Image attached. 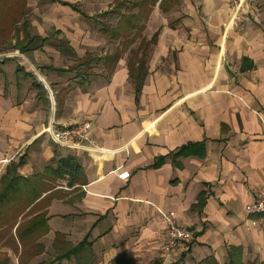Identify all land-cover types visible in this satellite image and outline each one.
Listing matches in <instances>:
<instances>
[{
    "label": "crops",
    "instance_id": "1",
    "mask_svg": "<svg viewBox=\"0 0 264 264\" xmlns=\"http://www.w3.org/2000/svg\"><path fill=\"white\" fill-rule=\"evenodd\" d=\"M157 5L151 23L158 13L185 16L190 32L166 27L141 33L149 41L156 35L145 62V49L133 44L126 51L117 44L99 57L97 71L94 52L63 37L75 62L51 67L37 51H47L49 40L42 38L41 49L24 53L32 72L15 71L29 80L39 107L31 112L13 107L4 98L8 81L4 89L0 83V161L11 160L0 174L17 166L26 184L42 187L36 201L21 210L12 237L18 243L17 230H24L23 241L35 239L45 252L9 255L10 264H199L209 257L227 264L230 248H241V263H264L263 230L249 227L244 213L264 191V0L245 6L244 31L225 39L227 0ZM133 52L142 62L131 61ZM14 56L0 54V78ZM91 58L94 62L80 66ZM71 73L78 84L55 90L56 81ZM35 83L44 86L48 103L38 97ZM84 124L101 152L61 149L44 132L49 125ZM189 144L201 147L177 157ZM68 156L82 168L72 187L47 173ZM118 168L130 172L129 181L117 178ZM52 179L59 184L49 190ZM202 192L204 207L192 211ZM159 211L175 213L177 225L193 231L188 251L163 258L167 226Z\"/></svg>",
    "mask_w": 264,
    "mask_h": 264
},
{
    "label": "rangeland",
    "instance_id": "2",
    "mask_svg": "<svg viewBox=\"0 0 264 264\" xmlns=\"http://www.w3.org/2000/svg\"><path fill=\"white\" fill-rule=\"evenodd\" d=\"M71 5L76 6L80 14L72 11L70 8L61 6L59 4L51 3L50 0H0V54L15 55L13 65L9 68H4L0 83L4 89V81H8V89L5 94V99L12 100L13 107L20 110L26 109L31 112L34 107L37 108L35 102L32 100V90L29 88V80L23 74H16L17 69L24 71H31L30 62H27V57L24 53H20L18 45H24L29 50L41 49L40 40L48 38L49 43L46 46L47 51L37 50L40 54V59H47L51 67L56 68H70L74 61V57L67 50L69 49L62 38H68L73 47L90 48L94 54L97 71L99 70L100 60L99 57L104 56L106 52H110L113 47L120 44L122 49L126 51L135 44V47L148 50L151 48L148 39L142 37L141 33L153 35L157 30L169 28L171 30H178L190 32L189 27H185L183 22L185 16L175 19L171 16H156V22L151 23V14L153 6L163 0H62ZM173 0H165V2ZM157 5V7H158ZM156 7V6H155ZM108 12L107 16H101ZM128 15H140V20L137 24V35L129 36L128 38L121 37L118 40H113L109 35L104 34L101 29H114L120 25L122 18ZM84 16L87 19L81 17ZM245 15L243 16L244 19ZM229 19V16H228ZM226 20V22L228 21ZM150 21V22H149ZM244 21V20H243ZM123 22V21H122ZM162 27L160 28V26ZM244 31V22L242 31H233L230 33L240 35ZM139 34V36H138ZM229 33H224L223 39L227 38ZM132 37V38H130ZM31 41V44H30ZM224 42V41H223ZM70 43V42H69ZM133 47V48H135ZM55 51L60 50L61 56L55 54ZM79 51H81L79 49ZM48 55H53L51 58ZM148 56V55H147ZM144 56V59L147 58ZM131 61L142 62L136 52L130 56ZM145 62V60H144ZM143 62V63H144ZM4 66V64H0ZM79 65L76 64V66ZM97 65V66H96ZM78 69V68H77ZM79 70V69H78ZM89 73V71L85 70ZM38 72V71H37ZM91 71L90 74H94ZM78 84V79L75 78L73 73L67 75L61 81H56L55 90H60L66 85ZM46 111V110H45ZM7 166V165H6ZM1 169V168H0ZM3 169V168H2ZM1 169V170H2ZM0 170V171H1ZM3 173L0 174L1 177ZM61 182V181H60ZM59 181L51 180L50 189H56ZM2 185H0V191ZM0 226V264H10L9 255L22 256V257H35L40 256L45 252V247L36 244V240L31 242L18 241L22 245L14 242L12 233L8 228ZM23 232V231H22ZM42 247V248H41ZM49 254V252H48ZM241 264H264L257 262H242Z\"/></svg>",
    "mask_w": 264,
    "mask_h": 264
},
{
    "label": "trees",
    "instance_id": "3",
    "mask_svg": "<svg viewBox=\"0 0 264 264\" xmlns=\"http://www.w3.org/2000/svg\"><path fill=\"white\" fill-rule=\"evenodd\" d=\"M165 0L162 1V3ZM51 3L59 4L61 6H65L70 8L72 11L80 13L79 10L76 8V6L71 5L67 2H64L62 0H50ZM109 13L106 12L102 14L101 16H107ZM112 14V12L110 13ZM109 14V15H110ZM140 15H128L125 18H122V21L120 25H118L114 29H101L104 34L109 35L113 40H118L121 37H124L125 39L129 36L133 35L134 32L137 33V24L140 20ZM156 41V35L153 36L151 41L149 42L150 47L152 44H154ZM41 42H46L45 40H42ZM31 44V41H30ZM18 50L20 53H25L28 49L27 45L22 46L18 45ZM147 50L145 49V55L147 56ZM118 59V56H114L113 60L116 61ZM109 61H112L111 58ZM90 62H94V60L88 59L87 61H82L80 66H86L90 64ZM30 78L35 77L33 75H28ZM142 80L137 83L136 89L137 94L140 92L141 88V82ZM34 88L38 91V97L44 100V103H48L47 100L48 93L45 90L44 86L40 83H35ZM60 107V103L57 102V107ZM201 145L199 144H189L187 146H183L179 149L178 153L176 154L177 157H187L195 154L196 148H200ZM162 159H159L154 165L153 168H157L161 164ZM17 166H11L7 168L4 176L0 179V185H2V189L0 191V226H3L2 228H8L11 232L13 229V225L15 224L16 219L19 217L21 210H23L28 204H32V202H35L36 199L39 197L38 192H41V185L33 184L29 185L26 184L25 180L16 174ZM82 168L77 162L75 157L68 156L66 158H62L58 161L56 168H48L47 173L54 177L55 179H63L66 178L68 182V186L72 187L75 185V183L80 182L79 177L81 175ZM49 187V186H48ZM49 190L50 189L49 187ZM32 195L31 198H29V195ZM34 194V195H33ZM205 205V193H200L197 199V203L192 207V211H198L202 210V208ZM36 224L38 222V219H35ZM38 228V227H37ZM24 229V227H23ZM23 232L18 229L17 230V236L18 239L22 242L24 239L22 237ZM228 258L229 262L227 264H241V248H230L228 252ZM182 264V263H177ZM199 264H217L216 261L209 257L208 259L202 261Z\"/></svg>",
    "mask_w": 264,
    "mask_h": 264
},
{
    "label": "built area",
    "instance_id": "4",
    "mask_svg": "<svg viewBox=\"0 0 264 264\" xmlns=\"http://www.w3.org/2000/svg\"><path fill=\"white\" fill-rule=\"evenodd\" d=\"M229 6V19L224 24V33L243 30L244 7L253 0H227ZM90 125H70L55 127L49 125L45 133L49 135L51 141L59 148L72 152H101L91 136ZM11 160L5 158L0 161L2 169ZM0 169V170H1ZM117 178L122 182H127L131 178L129 171L118 168ZM247 225L251 228H260L264 233V191L261 192L250 204L245 206ZM162 221L167 226V237L162 247L163 258L188 251L194 240V233L191 229L181 227L176 223V215L173 212L164 213L159 211ZM264 245V242H263Z\"/></svg>",
    "mask_w": 264,
    "mask_h": 264
}]
</instances>
